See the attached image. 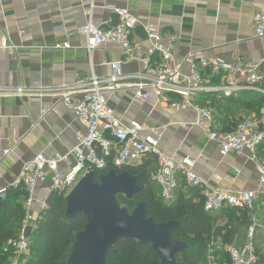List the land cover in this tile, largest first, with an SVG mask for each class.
Returning <instances> with one entry per match:
<instances>
[{
	"label": "crops",
	"instance_id": "1",
	"mask_svg": "<svg viewBox=\"0 0 264 264\" xmlns=\"http://www.w3.org/2000/svg\"><path fill=\"white\" fill-rule=\"evenodd\" d=\"M116 9L127 10L138 20L132 43L143 52L151 47L147 30L158 33L162 41L175 36L173 63L183 74L188 73L184 57L200 52L225 63L259 62L258 70L264 76V38H257L252 25L253 15L264 12V0H0V43L6 37L14 48H0V93L23 88L35 94H49L0 95V190L13 188L36 156L67 154L85 136L84 125L54 93L93 76L109 79L113 63H119L125 77L144 70L138 62L125 61L123 50L116 43H107L89 54L84 38L77 33L89 21L94 26H104L113 19ZM66 43L69 49L58 48ZM155 61L156 56L152 63ZM133 82L124 79L116 83L114 90L106 91L108 107L123 124L139 123L147 131L153 130L159 138V151L173 161L196 159L194 173L208 184L203 195L211 191L233 194L254 188L257 175L248 154L221 155L217 144L209 142L206 133L194 126V111L173 110L154 94L149 100L137 99ZM220 96L203 94L195 103L222 99ZM212 111L215 130L230 128L239 118L259 115L250 113L241 102L223 100ZM5 151L9 153L4 155ZM72 165L71 160L69 167L60 165V170L67 172ZM157 168L156 159L152 171ZM177 182L178 189L190 188L180 176ZM51 194L49 180L37 185L34 215L39 213V204L47 202ZM252 211L251 221L253 218L258 225H264V204L257 202ZM224 222L225 218L218 220L219 224ZM249 229L241 232L233 244L227 245L218 238L210 245L221 253H226V246L242 247L249 242ZM260 236L261 230L257 229L252 240L255 250L261 247ZM211 252L219 258L213 248ZM26 260H21V264Z\"/></svg>",
	"mask_w": 264,
	"mask_h": 264
},
{
	"label": "built area",
	"instance_id": "2",
	"mask_svg": "<svg viewBox=\"0 0 264 264\" xmlns=\"http://www.w3.org/2000/svg\"><path fill=\"white\" fill-rule=\"evenodd\" d=\"M138 20L127 10L116 9L113 19L104 26H94L90 21L79 28L77 33L85 40V49L91 54L107 43H116L122 50L125 61L138 62L144 70L132 76H122L119 63L111 64L112 76L99 79L95 76L86 81L78 80L73 86L63 88L55 96H60L62 105L73 112L86 128L81 141L67 154L55 153L51 157L36 156L18 178L14 187L23 186L27 196L23 203L25 217L17 239L9 241L7 247L13 251L12 264H21L28 259L30 239L24 235L25 229H33L35 215L34 191L38 184L50 181V190L66 196L87 173L102 171L110 164L115 169L140 166L147 156L157 159L158 168L150 174V181L161 188V197L166 202L173 200L178 189L177 177L180 176L189 187L208 189L207 181L194 173L197 160L185 157L181 161H173L159 151V138L153 130L147 131L139 123L125 125L119 121L108 107L104 93L114 90L116 83L124 79L134 82L135 97L149 100L151 94L162 99L173 110H192L196 114L194 126L206 133L209 142L217 144L223 156H242L248 154L254 163L257 182L250 191L228 193L211 191L204 194V210L218 212L226 207L252 210L257 202L264 204V157L258 151L264 146V110L259 117L246 116L230 133L219 132L212 128L213 111L195 103L201 94L220 93L230 97L240 93L264 95V76L259 72V62L225 63L209 59L202 53H190L183 59L188 73L183 74L173 63V50L176 37L162 41L158 33L146 31L151 47L147 52L132 43L134 28ZM252 25L257 38H264V12L253 15ZM0 48L14 50L6 37L1 39ZM58 48L69 49L68 43ZM156 56L153 64L152 59ZM16 88L5 90L0 95L44 96L37 92ZM74 96H78L76 99ZM179 97L173 101L170 97ZM9 151H5L7 155ZM73 165L67 172L60 170V165ZM7 189L0 190V198H4ZM204 193V192H203ZM39 212L47 209V203L39 204ZM264 232V225H258L252 218L249 229V242L242 247L226 246L225 252L230 258L229 264H257L258 256L252 243L255 231ZM211 246V245H210ZM209 246V247H210ZM212 250V248H210ZM214 252L207 254L208 264L218 263Z\"/></svg>",
	"mask_w": 264,
	"mask_h": 264
},
{
	"label": "trees",
	"instance_id": "3",
	"mask_svg": "<svg viewBox=\"0 0 264 264\" xmlns=\"http://www.w3.org/2000/svg\"><path fill=\"white\" fill-rule=\"evenodd\" d=\"M216 93V92H215ZM211 94V93H207ZM213 94V93H212ZM253 94V93H247ZM203 95V94H201ZM242 98L237 95L230 97L220 96L222 99L201 103L199 106L214 109L218 103L233 101L241 102L251 113L264 109V96ZM173 98L176 96H172ZM216 116L214 115V118ZM243 120L239 118L230 128L218 130L223 133L232 132ZM258 153L264 157V146ZM149 156L140 166L115 169L108 165L105 170L95 171V178L110 170L116 173L127 172L137 178L138 186L143 189L140 195L127 199L118 195L117 200L122 207L130 212L141 202L147 206V218L156 224L169 221L182 222L181 227L172 235L173 240L185 244V249L176 255V264H207V254L210 248L217 253L221 261L230 263L228 254L218 252L211 245L218 238L227 245L235 243L241 232L248 230L252 224V210L226 207L218 212L204 210L203 190L199 187L177 189L173 200L166 202L161 197V188L150 181L153 165L156 159ZM27 193L23 186L7 189L4 198H0V264H11L13 251L7 247L9 241L17 239L25 217L23 203ZM47 209L35 215L29 246V257L23 264H66L77 233L83 230L86 220L78 214L73 220L65 217L66 203L63 194L53 193L47 200ZM225 218L223 224L218 220ZM237 245V244H236ZM210 246V247H209ZM259 247L257 256L261 255ZM264 259V258H263ZM107 264H160L155 250L150 245H138L130 239H122L109 250ZM257 264H264V260Z\"/></svg>",
	"mask_w": 264,
	"mask_h": 264
},
{
	"label": "water",
	"instance_id": "4",
	"mask_svg": "<svg viewBox=\"0 0 264 264\" xmlns=\"http://www.w3.org/2000/svg\"><path fill=\"white\" fill-rule=\"evenodd\" d=\"M142 191L137 178L127 172L110 170L97 179L94 172L85 174L65 196L66 219L82 214L86 220L83 230L75 236L66 264H107L109 250L122 239L150 245L160 264H176V255L185 249V244L173 240L172 235L182 222L156 224L147 218L144 202L130 212L117 200L118 195L131 200ZM31 232L28 227L24 235L29 238Z\"/></svg>",
	"mask_w": 264,
	"mask_h": 264
},
{
	"label": "rangeland",
	"instance_id": "5",
	"mask_svg": "<svg viewBox=\"0 0 264 264\" xmlns=\"http://www.w3.org/2000/svg\"><path fill=\"white\" fill-rule=\"evenodd\" d=\"M261 234L262 236H260V243H261V247H260V250H261V255H263V258H264V232L261 230ZM263 258L260 257V254L258 255V262L264 260ZM217 262L218 263H224V264H228L226 261H221V258L217 259ZM208 264V263H207Z\"/></svg>",
	"mask_w": 264,
	"mask_h": 264
}]
</instances>
